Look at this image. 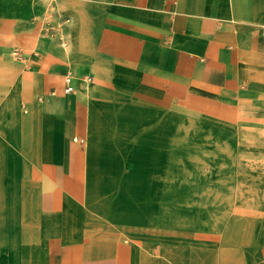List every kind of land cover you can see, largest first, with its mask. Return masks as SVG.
<instances>
[{"label": "crops", "instance_id": "obj_1", "mask_svg": "<svg viewBox=\"0 0 264 264\" xmlns=\"http://www.w3.org/2000/svg\"><path fill=\"white\" fill-rule=\"evenodd\" d=\"M91 111L93 135L83 132ZM248 112L264 114V0H0V264H136L140 239L153 256L162 244L228 264L237 246L222 226L152 225L147 210L138 223L108 213L106 191L86 204V152L121 116L130 127L154 121L179 143L182 130L207 128L205 139L228 147ZM182 174L139 180L181 212L169 190ZM80 208L92 222L81 230Z\"/></svg>", "mask_w": 264, "mask_h": 264}, {"label": "rangeland", "instance_id": "obj_2", "mask_svg": "<svg viewBox=\"0 0 264 264\" xmlns=\"http://www.w3.org/2000/svg\"><path fill=\"white\" fill-rule=\"evenodd\" d=\"M86 77L84 76V83ZM63 79L65 80V76ZM89 79L86 80L87 83L91 82V78ZM245 116L246 126L239 127L235 133L239 141L227 144L228 147L205 139L210 131L207 128H202L201 131L182 130L180 144L171 141L167 134L169 131H157L154 121L146 126L138 121L130 127L125 123V117L121 116L118 129L99 128V142L94 137L89 145L91 149L88 147L90 154L95 157L92 163L94 189L91 201L101 197L102 192L106 191V198L114 200V206L107 207V212L118 213L121 217L131 214L138 223L139 217L148 213V222L152 225L191 227L195 230L200 228L202 231H212L222 226V241L237 246L234 259L228 264L240 260L243 243V264H264V251L257 249L258 241H261L264 250V114L248 112ZM83 125V132L95 134L99 127L96 113H85ZM219 131L217 134L228 136L227 129ZM137 133H142L137 138L138 141L128 142V135L136 136ZM229 136L233 135L229 133ZM84 157L82 156V162L85 161ZM181 171L189 174H182L180 185L169 190L179 200L181 212L171 211V208L162 203L163 196H158L151 184L146 190L139 180L141 177L152 178L154 175L171 178L172 174ZM86 189L89 194L87 185ZM87 199L86 197V204L89 203ZM80 212L84 221L81 230L83 225L92 222L82 208ZM187 215L194 217L196 227L188 222ZM162 219L170 221L164 224ZM53 225L55 231L56 224ZM115 226L122 228L123 224ZM6 227L11 229L8 225ZM225 227L238 229L239 232L225 237ZM130 228V225L126 226L127 230ZM165 233L174 237L182 236L178 231ZM131 241L136 242L139 251L136 264H159V258H166L172 264H209L204 250L197 252V255L187 251L170 255L160 244V254L153 256L149 241ZM232 247H224L220 252L221 262L232 256Z\"/></svg>", "mask_w": 264, "mask_h": 264}, {"label": "bare ground", "instance_id": "obj_3", "mask_svg": "<svg viewBox=\"0 0 264 264\" xmlns=\"http://www.w3.org/2000/svg\"><path fill=\"white\" fill-rule=\"evenodd\" d=\"M8 61H10V60H8ZM28 75V74H27ZM27 77V76H26ZM87 80H90L88 77H87ZM85 87L86 88H88L89 87V83H87V82H85ZM153 125H155V126H157L156 125V123H154ZM167 134H169L168 136L171 138V141L173 142V143H176V144H180L179 143V140H177L176 138H174L172 135V132L171 131H169V132H167ZM210 138V137H209ZM223 143V142H222ZM90 149H91V147H89ZM86 158H87V161H86V168H87V170H86V176H87V188H88V190L90 191L89 192V194L87 193V202H90L91 201V198H93L92 197V190L94 189V187H93V185H94V183H93V181H94V170H93V167H92V163H93V161H94V159H95V157L93 156V155H91L90 154V151L88 150L87 151V156H86ZM199 163V162H198ZM91 193V194H90ZM72 232V231H71ZM239 231H238V229H236V230H233V229H227L226 227H225V229H224V233H225V237H229V236H231V235H235L236 233H238ZM44 241V240H43Z\"/></svg>", "mask_w": 264, "mask_h": 264}, {"label": "built area", "instance_id": "obj_4", "mask_svg": "<svg viewBox=\"0 0 264 264\" xmlns=\"http://www.w3.org/2000/svg\"><path fill=\"white\" fill-rule=\"evenodd\" d=\"M13 53L16 55L17 54V50H14ZM88 78H90L89 76H87ZM87 77L85 79V81L87 80ZM70 81V75H66L65 76V83L67 84Z\"/></svg>", "mask_w": 264, "mask_h": 264}]
</instances>
